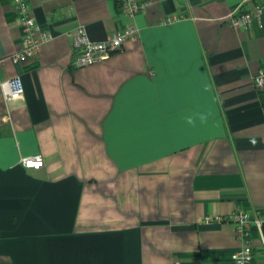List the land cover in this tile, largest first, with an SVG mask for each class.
I'll list each match as a JSON object with an SVG mask.
<instances>
[{
  "label": "crops",
  "instance_id": "obj_1",
  "mask_svg": "<svg viewBox=\"0 0 264 264\" xmlns=\"http://www.w3.org/2000/svg\"><path fill=\"white\" fill-rule=\"evenodd\" d=\"M143 1L136 35L77 67L78 27L100 41L130 22L116 0H27L50 38L21 60L0 0V264H233L228 216L264 207V14L235 27L241 0ZM249 236L264 264V221Z\"/></svg>",
  "mask_w": 264,
  "mask_h": 264
},
{
  "label": "built area",
  "instance_id": "obj_2",
  "mask_svg": "<svg viewBox=\"0 0 264 264\" xmlns=\"http://www.w3.org/2000/svg\"><path fill=\"white\" fill-rule=\"evenodd\" d=\"M14 8L19 15L22 27L23 46L12 59L21 60L34 57L41 43L50 38V34L41 29L35 22L29 10L27 0H12ZM118 10L126 17L128 22L123 28L114 30L104 40L90 39L83 27H78L74 33L73 43L77 48L74 65L82 67L104 60L110 54L118 50L123 42L137 33V28L132 19L138 11L143 9L146 3L143 0H116ZM264 14V0H241L239 6L230 16L231 25L249 28L253 19H260ZM171 17L163 19V23L171 21ZM253 84L257 89H264V65H262L253 77ZM4 92L8 99H19L24 92L23 83L19 76H11L3 83ZM20 162L27 168L38 169L43 166L42 155L22 156ZM217 220L222 218L215 217ZM234 223L236 235L241 240L240 248L233 255V264H253V253L250 245L249 228L251 224L260 226L264 221V207L259 213L250 214L244 210H237L228 218Z\"/></svg>",
  "mask_w": 264,
  "mask_h": 264
},
{
  "label": "clouds",
  "instance_id": "obj_3",
  "mask_svg": "<svg viewBox=\"0 0 264 264\" xmlns=\"http://www.w3.org/2000/svg\"><path fill=\"white\" fill-rule=\"evenodd\" d=\"M199 120L201 123H204L207 120V116L205 114H199ZM186 123L188 125H194L195 119L192 116H188V117H186Z\"/></svg>",
  "mask_w": 264,
  "mask_h": 264
}]
</instances>
